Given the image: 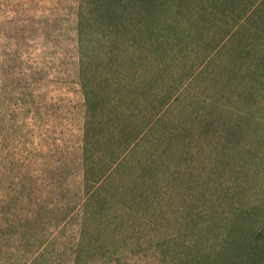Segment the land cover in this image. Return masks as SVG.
Returning <instances> with one entry per match:
<instances>
[{"label": "rangeland", "instance_id": "374dc122", "mask_svg": "<svg viewBox=\"0 0 264 264\" xmlns=\"http://www.w3.org/2000/svg\"><path fill=\"white\" fill-rule=\"evenodd\" d=\"M78 11L79 0H0V264H264V0L253 38L227 42L226 15L183 54L169 50L162 160L141 155L146 183L96 202ZM117 191L132 226L102 230Z\"/></svg>", "mask_w": 264, "mask_h": 264}, {"label": "trees", "instance_id": "16d2710c", "mask_svg": "<svg viewBox=\"0 0 264 264\" xmlns=\"http://www.w3.org/2000/svg\"><path fill=\"white\" fill-rule=\"evenodd\" d=\"M225 16L233 23L227 42L243 39L245 34L253 38L259 0H79L80 82L86 105L82 165L85 185L93 189L90 201L95 197V202L101 200L102 193L112 187L146 183L141 155L157 165L170 142L164 145L169 136L165 128L169 50L183 54L210 21ZM240 49L251 51L249 44ZM254 62L248 64L251 76L259 69ZM246 85L250 83L237 86ZM187 110L188 116L201 112ZM147 175L151 182H161L157 174ZM105 202L109 208L112 202L117 203L115 212L119 213L112 218L108 213L102 230L117 231L126 221L132 226L133 211L120 191L107 194ZM222 228L219 245L227 242V226Z\"/></svg>", "mask_w": 264, "mask_h": 264}]
</instances>
